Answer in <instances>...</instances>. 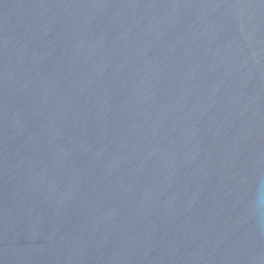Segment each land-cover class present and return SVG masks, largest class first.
<instances>
[{
    "label": "water",
    "instance_id": "95a60500",
    "mask_svg": "<svg viewBox=\"0 0 264 264\" xmlns=\"http://www.w3.org/2000/svg\"><path fill=\"white\" fill-rule=\"evenodd\" d=\"M0 264H264V0H0Z\"/></svg>",
    "mask_w": 264,
    "mask_h": 264
}]
</instances>
